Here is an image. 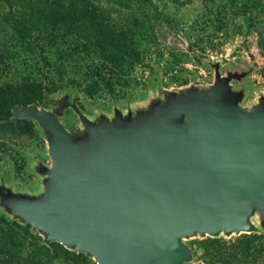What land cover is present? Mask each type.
Returning a JSON list of instances; mask_svg holds the SVG:
<instances>
[{"label":"water","instance_id":"water-1","mask_svg":"<svg viewBox=\"0 0 264 264\" xmlns=\"http://www.w3.org/2000/svg\"><path fill=\"white\" fill-rule=\"evenodd\" d=\"M207 64L211 83L159 86L126 109L88 114L67 93L0 120L38 123L48 158L30 164L37 191L0 174V210L97 264H206L190 240L264 233V91L247 103L236 85L257 67Z\"/></svg>","mask_w":264,"mask_h":264},{"label":"trees","instance_id":"trees-1","mask_svg":"<svg viewBox=\"0 0 264 264\" xmlns=\"http://www.w3.org/2000/svg\"><path fill=\"white\" fill-rule=\"evenodd\" d=\"M2 1L10 8L12 22L9 31L0 36L3 62L11 61L8 54L12 52L7 46L17 44L20 49L43 57L47 73L43 79L25 76L20 83L0 84V120L14 117L20 107L31 103L50 108L52 100L68 93L57 94L62 89L55 80L58 75H70L68 77L73 79L78 87L74 97L77 93L82 98L94 97L108 88L113 78L118 79L119 88L126 92L129 87L126 64L141 62L144 44H156L152 0ZM202 3L201 17L193 23L199 34L198 42L206 40L213 46L223 43L230 29L242 19L249 30L257 32L264 57V25L259 26L263 24L264 0H202ZM81 103L80 109L85 112ZM77 122L78 117L63 120L71 130ZM2 128L20 135L37 128L43 134L34 121L0 123ZM206 241L210 246L208 264H264V233L231 239L207 238ZM61 255L72 261L93 260L59 243H53L52 247L45 245L30 225H22L0 210V264H56Z\"/></svg>","mask_w":264,"mask_h":264},{"label":"rangeland","instance_id":"rangeland-1","mask_svg":"<svg viewBox=\"0 0 264 264\" xmlns=\"http://www.w3.org/2000/svg\"><path fill=\"white\" fill-rule=\"evenodd\" d=\"M0 1V36H2L9 31L12 22L9 6ZM152 2L156 44H144L145 53L142 61L126 64L129 84L126 92L119 88L118 79L113 78L104 91L94 97L83 98L81 106L86 113L92 114L96 110L111 113L114 106L126 109L130 105L146 100L159 86L171 89L189 83H211L214 71L207 64L209 60H220L222 69L240 68L245 62H254L256 70L242 83L236 85L250 87L247 103L256 99L257 91H264V57L259 48V36L254 29L249 30L242 19L234 23L235 27L228 32L226 41L217 42L213 46L206 40L203 43L198 42L199 34L194 30L193 23L203 12L202 0H192L190 4H180L173 0H152ZM17 13L20 14L18 11ZM114 16L119 18L116 14ZM261 21L263 24H260V27L264 25V15ZM7 47L12 52L8 54L11 61L3 62L0 55V84L20 83L25 76L43 79L47 73L43 57L27 49H20L17 44ZM202 48L206 50L202 51ZM68 76H56L55 80H58L62 87L57 94L63 95L68 92L73 97L78 87ZM64 120H77V115L69 109ZM33 160L48 163L46 140L37 128L26 135H20L9 128L0 129V173H5L9 182L20 189L37 191L40 178L30 169ZM206 239H193L188 244L193 249L195 259L208 264L210 261L207 253L210 246ZM95 263L94 260L89 259L72 261L62 255L56 261V264Z\"/></svg>","mask_w":264,"mask_h":264},{"label":"flooded vegetation","instance_id":"flooded-vegetation-1","mask_svg":"<svg viewBox=\"0 0 264 264\" xmlns=\"http://www.w3.org/2000/svg\"><path fill=\"white\" fill-rule=\"evenodd\" d=\"M74 97V96H73ZM75 128V127H74ZM74 128H73V130H74Z\"/></svg>","mask_w":264,"mask_h":264}]
</instances>
